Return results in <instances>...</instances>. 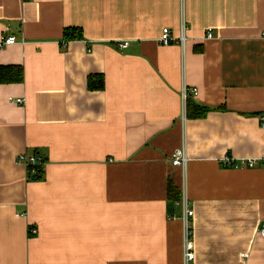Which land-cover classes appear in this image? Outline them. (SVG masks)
<instances>
[{
    "label": "crops",
    "instance_id": "1",
    "mask_svg": "<svg viewBox=\"0 0 264 264\" xmlns=\"http://www.w3.org/2000/svg\"><path fill=\"white\" fill-rule=\"evenodd\" d=\"M183 24L185 50L159 43ZM4 36L22 80L0 83V264H184V196L192 264H264V0H0Z\"/></svg>",
    "mask_w": 264,
    "mask_h": 264
},
{
    "label": "built area",
    "instance_id": "2",
    "mask_svg": "<svg viewBox=\"0 0 264 264\" xmlns=\"http://www.w3.org/2000/svg\"><path fill=\"white\" fill-rule=\"evenodd\" d=\"M9 28L6 29L9 32ZM207 38L212 39L213 33L212 30H208ZM188 37H187V27L185 24L181 27V32L178 37H174L172 32L168 28H164L162 30L161 37L159 39V43L163 46H169L171 44H177L181 46L183 50H185L187 45ZM17 38L15 36H4L0 40V49L5 46H12L17 43ZM24 41H22L23 43ZM128 46V43L125 42L120 44L119 47L125 49ZM193 94H197L198 90L193 89L191 90ZM188 91L186 88L183 89V98L184 102L186 103V99L188 97ZM17 104H23V100L18 99L16 101H12ZM261 126L264 129V114L260 116ZM18 162L22 164L27 171V179L29 182L35 181L37 178L43 175L46 170V161L44 156L39 153L33 154H22L18 158ZM189 159L187 156L186 148L183 146L182 148L177 149L170 158V163L174 168H181L182 170H186L188 165ZM223 166L226 167H233L235 169L248 167L254 168L255 167V160H242V162H236L231 157H225L221 160ZM182 204L183 213L181 216V221L183 223V262L184 264H192L196 259L195 253V245L193 239V218L195 216V212L192 209L190 202L186 196L180 202ZM174 219H177L176 217ZM30 234L32 236L37 235V231L34 229L30 230ZM259 235L262 239H264V223L261 224L259 228ZM242 258H246L247 255L243 254Z\"/></svg>",
    "mask_w": 264,
    "mask_h": 264
},
{
    "label": "trees",
    "instance_id": "3",
    "mask_svg": "<svg viewBox=\"0 0 264 264\" xmlns=\"http://www.w3.org/2000/svg\"><path fill=\"white\" fill-rule=\"evenodd\" d=\"M66 38L69 40H82V34L81 32L77 30H71L67 31L66 33ZM7 70V72H5ZM10 76V79H9ZM22 80V73L19 68L16 67H9V68H3L0 67V83H5V82H19ZM103 80H101L99 83L96 85L92 86L89 84V88H94V90H99L103 87ZM187 116H191L192 110H195L197 113V117H204L206 115V110L205 109H199L195 104H193L190 101H187ZM44 174V173H43ZM43 176V175H42ZM40 176L39 178H41ZM37 178V179H39ZM36 179V180H37ZM177 193V192H176ZM180 194L177 193L175 196V199L179 200L180 199Z\"/></svg>",
    "mask_w": 264,
    "mask_h": 264
}]
</instances>
